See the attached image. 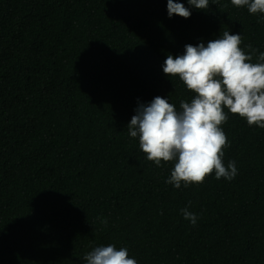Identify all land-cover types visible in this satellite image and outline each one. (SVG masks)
Masks as SVG:
<instances>
[{
	"label": "trees",
	"instance_id": "1",
	"mask_svg": "<svg viewBox=\"0 0 264 264\" xmlns=\"http://www.w3.org/2000/svg\"><path fill=\"white\" fill-rule=\"evenodd\" d=\"M174 2L190 17L167 0H0V264H85L109 244L137 264H264V128L225 109L237 175L180 188L129 135L139 104L195 95L167 55L225 31L252 63L264 52V13Z\"/></svg>",
	"mask_w": 264,
	"mask_h": 264
},
{
	"label": "clouds",
	"instance_id": "2",
	"mask_svg": "<svg viewBox=\"0 0 264 264\" xmlns=\"http://www.w3.org/2000/svg\"><path fill=\"white\" fill-rule=\"evenodd\" d=\"M197 9H208L209 0H187ZM237 7L246 6L249 13H264V0H231ZM215 4V0H213ZM167 14L189 18L191 12L181 2L167 0ZM241 35L225 31L222 37L205 45L186 44L182 55H167L162 65L165 75L178 76L187 89L195 93L191 102H180V110L167 98L155 96L139 104L128 122L131 137H138L139 147L157 166L161 161H174L166 183L180 188L183 182L203 183L208 175L232 180L237 175L235 161L223 163L228 138L221 128L228 115L244 118L249 126L264 128V52L256 63V50L251 45L245 53ZM182 215L195 225L198 217L188 207ZM106 223V221H105ZM85 264H137L126 248L98 246L83 257Z\"/></svg>",
	"mask_w": 264,
	"mask_h": 264
}]
</instances>
